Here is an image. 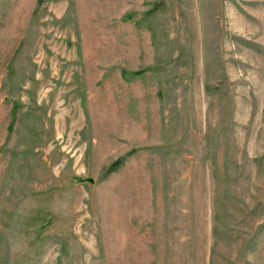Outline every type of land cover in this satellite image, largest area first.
Segmentation results:
<instances>
[{"label":"rangeland","instance_id":"1","mask_svg":"<svg viewBox=\"0 0 264 264\" xmlns=\"http://www.w3.org/2000/svg\"><path fill=\"white\" fill-rule=\"evenodd\" d=\"M0 264H264V0H0Z\"/></svg>","mask_w":264,"mask_h":264},{"label":"water","instance_id":"2","mask_svg":"<svg viewBox=\"0 0 264 264\" xmlns=\"http://www.w3.org/2000/svg\"><path fill=\"white\" fill-rule=\"evenodd\" d=\"M88 181H91V182H92V181H93V179H91V178H90V179H88Z\"/></svg>","mask_w":264,"mask_h":264},{"label":"trees","instance_id":"3","mask_svg":"<svg viewBox=\"0 0 264 264\" xmlns=\"http://www.w3.org/2000/svg\"><path fill=\"white\" fill-rule=\"evenodd\" d=\"M109 170H112L111 168Z\"/></svg>","mask_w":264,"mask_h":264}]
</instances>
